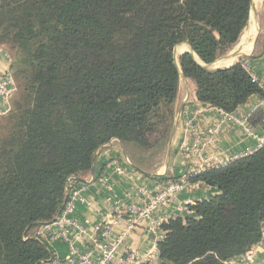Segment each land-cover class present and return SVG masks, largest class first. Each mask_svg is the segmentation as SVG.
<instances>
[{
	"label": "trees",
	"instance_id": "trees-1",
	"mask_svg": "<svg viewBox=\"0 0 264 264\" xmlns=\"http://www.w3.org/2000/svg\"><path fill=\"white\" fill-rule=\"evenodd\" d=\"M250 13L251 0H0V42L18 85L0 118V264L54 256L37 231L112 140L152 151L169 137L182 76L200 103L227 114L264 99L242 60L213 69L188 52L179 67L174 58L188 43L213 64L239 43ZM188 180L218 195L161 225L160 264H226L262 242L264 147Z\"/></svg>",
	"mask_w": 264,
	"mask_h": 264
},
{
	"label": "crops",
	"instance_id": "crops-1",
	"mask_svg": "<svg viewBox=\"0 0 264 264\" xmlns=\"http://www.w3.org/2000/svg\"><path fill=\"white\" fill-rule=\"evenodd\" d=\"M253 2L254 21L248 25L236 48L220 57L213 69L229 68L242 60L252 77L264 88V0ZM252 22L255 24V30L251 28ZM256 49L261 55L252 58ZM233 52H237L238 55H232ZM8 69H11V64L0 61V72ZM175 109L169 140L166 141V145L160 144L162 148L166 147L164 154L157 151L159 158L148 167L130 158L125 152V147L117 139L112 140L97 153L93 171L84 181L87 182L86 188L80 192L76 203L75 217L80 223L85 224L88 221L89 226H96L115 206L128 207L135 203H143L141 190H147L152 196L161 186L189 178L193 168L197 167L192 165L189 155L184 150L196 145L197 136L208 132L214 126H220L222 133L217 145L209 149L208 156L218 163L227 162L247 152H254L258 147V139L264 136V99L260 95L252 96L247 104L239 107L234 113L227 114L200 103L196 97L194 82L182 76ZM258 111L263 116H256L255 113ZM118 168L123 170L122 174L117 171ZM190 183L191 186L177 194L167 208L161 209L150 219L142 220L130 235L129 243L134 250L142 255L152 253V259L147 264H160L158 244L165 236L159 222L161 219L192 217L194 214L189 211V206L218 195L217 189L204 183ZM81 185L77 184L76 188H80ZM49 245L61 257L67 255L65 242H53ZM257 247L254 262L264 264V241Z\"/></svg>",
	"mask_w": 264,
	"mask_h": 264
},
{
	"label": "built area",
	"instance_id": "built-area-1",
	"mask_svg": "<svg viewBox=\"0 0 264 264\" xmlns=\"http://www.w3.org/2000/svg\"><path fill=\"white\" fill-rule=\"evenodd\" d=\"M0 61H6L9 64L13 62L11 53L1 42ZM17 90L18 85L12 70L8 69L0 72V117L6 116L11 110L12 99ZM221 133V127L214 126L208 132L197 136L196 145L184 150L189 155L192 165L197 167L193 168L190 176L201 174L210 167L224 166L253 153L247 152L227 162L218 163L214 158L208 156V152L210 148H214L217 145V140ZM262 147H264V136L258 139L256 150ZM117 171L120 174L123 173L121 168H118ZM81 184L80 188H76V185H71L68 192L69 200L58 219L51 224L42 226L37 231V238L48 244L61 241L67 245V255L65 257H61L54 251V256L42 262V264L149 263L152 259V253L142 255L134 250L129 243L130 235L142 220L150 219L161 209L167 208L177 194L191 186L188 178H182L176 182L161 186L152 196L149 195L147 190H141V196L144 198L143 203H135L128 207L115 206L111 212L103 217L99 224L91 227L88 221L82 224L75 217L76 203L79 200L80 192L85 190L87 182ZM167 220L161 219L159 222L163 224ZM258 245L254 246L245 256L231 260L226 264H255L254 256Z\"/></svg>",
	"mask_w": 264,
	"mask_h": 264
},
{
	"label": "rangeland",
	"instance_id": "rangeland-1",
	"mask_svg": "<svg viewBox=\"0 0 264 264\" xmlns=\"http://www.w3.org/2000/svg\"><path fill=\"white\" fill-rule=\"evenodd\" d=\"M252 14H253V11L251 10V13H250V19H249V22H248V25H250V23H251V21H252V19H251V16H252ZM248 25H247V27H248ZM246 27V28H247ZM246 28H245V30H244V32L246 31ZM244 32H243V34H244ZM243 34H242V36H243ZM242 38V37H241ZM241 40V39H240ZM240 42V41H239ZM184 45H188L189 47H190V45L188 44V43H183L182 45H178L177 47H179V46H184ZM238 45V44H237ZM187 46V47H188ZM177 47H176V49H177ZM191 48V47H190ZM236 48V46L232 49V50H234ZM9 49V48H8ZM10 50V49H9ZM231 50V51H232ZM10 52H11V55H13V52L10 50ZM185 52V51H184ZM182 54H179L178 56H176L177 57V62H178V64H179V57L181 56ZM16 95V94H15ZM1 118V117H0ZM0 121H1V119H0ZM171 132H172V129H171ZM170 135H171V133H170ZM170 135H169V137H170ZM169 137L168 138H166L163 142H162V144L164 143V145H166V141H168L169 140ZM115 140V139H114ZM161 146V145H160ZM158 147V146H156L154 149H151L152 151H146V150H144V149H142V148H140L139 146H133V145H129V146H127L126 148H125V152L127 153V155L130 157V158H134V160L136 161V163H138V164H140V165H142V166H144V167H148L149 166V164L151 163V162H155V161H157V159L159 158V155H158V152H163V154H164V151H165V149H166V147L164 146L163 148H162V146L161 147ZM158 151V152H157ZM162 154V153H161Z\"/></svg>",
	"mask_w": 264,
	"mask_h": 264
},
{
	"label": "water",
	"instance_id": "water-1",
	"mask_svg": "<svg viewBox=\"0 0 264 264\" xmlns=\"http://www.w3.org/2000/svg\"><path fill=\"white\" fill-rule=\"evenodd\" d=\"M251 10L254 12V2H253V0H251ZM257 40V39H256ZM191 53L192 54V56L194 57V59L197 61V63L199 64V65H201V66H203V67H207V68H214L215 66H216V63H217V61L216 62H214L213 64H211V65H205V64H203L202 62H200L198 59H196V55H195V53L192 51V49L189 47V50L188 51H185V52H183V53ZM238 55V53L237 52H233L232 53V55ZM174 58H175V60H176V64H177V66L179 67V64H178V62H177V57H176V48L174 49Z\"/></svg>",
	"mask_w": 264,
	"mask_h": 264
},
{
	"label": "bare ground",
	"instance_id": "bare-ground-1",
	"mask_svg": "<svg viewBox=\"0 0 264 264\" xmlns=\"http://www.w3.org/2000/svg\"><path fill=\"white\" fill-rule=\"evenodd\" d=\"M254 2H255V1H254ZM251 19L254 21V19H253V15L251 16ZM251 28L254 29V30L256 29L254 22H252V26H251ZM246 31H247V30H246ZM246 31H245V32H246ZM257 31H258V30H257ZM253 35H254V33H253ZM250 45H251V43L249 44L247 50H249ZM253 47H254V42H253ZM186 50H188V47H187L186 45L177 47V49H176V56H178L179 54H184L183 52L186 51ZM196 59H198L197 56H196ZM198 60H199V59H198ZM199 61H200V60H199ZM200 62H201V61H200Z\"/></svg>",
	"mask_w": 264,
	"mask_h": 264
}]
</instances>
